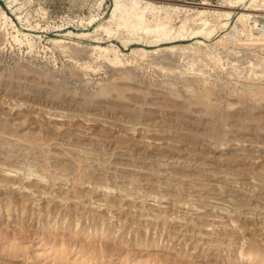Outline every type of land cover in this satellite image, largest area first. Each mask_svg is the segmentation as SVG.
<instances>
[{
    "label": "rangeland",
    "instance_id": "obj_1",
    "mask_svg": "<svg viewBox=\"0 0 264 264\" xmlns=\"http://www.w3.org/2000/svg\"><path fill=\"white\" fill-rule=\"evenodd\" d=\"M238 1L159 0L195 8L147 44L115 0H0V264L264 259V0Z\"/></svg>",
    "mask_w": 264,
    "mask_h": 264
},
{
    "label": "bare ground",
    "instance_id": "obj_2",
    "mask_svg": "<svg viewBox=\"0 0 264 264\" xmlns=\"http://www.w3.org/2000/svg\"><path fill=\"white\" fill-rule=\"evenodd\" d=\"M239 1L241 3V0H239ZM157 2H159V0H115V9H114L113 15L116 14L118 16V17L117 16L116 17L118 18L117 20L119 21V23L121 25H128L133 29V31H142V32H145V34H147V35L157 34V39L146 40L147 44H159V43L167 42L168 40H171V38L168 37V33H167L168 31L167 30H168V27L170 26V24L172 23L174 17L178 16L179 13L182 11H185L188 13L193 11V9L191 7H194V5L180 7V6H176V5H158ZM201 5L207 6L208 4L202 3ZM231 10H233V9H231ZM206 11L201 10L199 15L205 14ZM243 11H248V9L245 8V9H243ZM258 11H260V10H251V12H253V14H255L254 12L257 13ZM231 12L228 10L227 12H225V15L230 17ZM250 14L251 13H248V14L242 13L241 16L249 18ZM3 17H5V16H3ZM228 18H227V20H228ZM161 32H163V34H165V36H163V37L159 36ZM202 35H203V33L201 31H196V32H192L188 36H192L194 38H200ZM184 36L185 35H180V37H182L181 38L182 40H186V38ZM204 37H207V36L204 35ZM147 38H149V37H147ZM139 41L140 40H137L136 42H132V43L137 44ZM143 42H145V41L143 40ZM99 49L106 51V49H102V47ZM99 49H97V50H99ZM169 49H172V48H169ZM118 62L119 61H117V60L113 61V63H118ZM37 185H38V183H37ZM57 230H58V227L55 226L54 228H52L50 230V232H54ZM71 236H73V235H71ZM237 261L245 262V264L246 263L247 264H253V263L264 264V259L258 257L256 254H254L252 252H241Z\"/></svg>",
    "mask_w": 264,
    "mask_h": 264
}]
</instances>
